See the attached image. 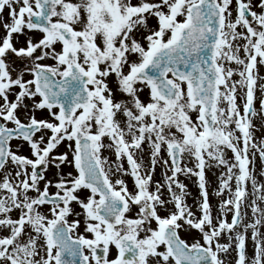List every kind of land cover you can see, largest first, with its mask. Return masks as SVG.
Wrapping results in <instances>:
<instances>
[{
  "label": "snow or ice",
  "instance_id": "6c2138e0",
  "mask_svg": "<svg viewBox=\"0 0 264 264\" xmlns=\"http://www.w3.org/2000/svg\"><path fill=\"white\" fill-rule=\"evenodd\" d=\"M262 70L264 0H0V264H264Z\"/></svg>",
  "mask_w": 264,
  "mask_h": 264
},
{
  "label": "flooded vegetation",
  "instance_id": "af4514ba",
  "mask_svg": "<svg viewBox=\"0 0 264 264\" xmlns=\"http://www.w3.org/2000/svg\"><path fill=\"white\" fill-rule=\"evenodd\" d=\"M264 75V70H262V73ZM160 170H157V178H159ZM206 178L209 182V191H210V197H211V190L215 187V181L213 177L210 175V171L206 172ZM181 179L184 181V183L188 186V191L191 193V196L188 199L189 204H192L195 202V198L198 197V188L197 185L194 183L195 178L192 180L185 179L184 177H181ZM212 203V199H211Z\"/></svg>",
  "mask_w": 264,
  "mask_h": 264
},
{
  "label": "rangeland",
  "instance_id": "374dc122",
  "mask_svg": "<svg viewBox=\"0 0 264 264\" xmlns=\"http://www.w3.org/2000/svg\"><path fill=\"white\" fill-rule=\"evenodd\" d=\"M217 174H218V170H216V169L210 170V175L213 177V179L215 181V185H214L215 187L211 190V199H212V205H213L214 212L216 210V206H217V202H218V198L215 197V195H214V190L217 186Z\"/></svg>",
  "mask_w": 264,
  "mask_h": 264
}]
</instances>
